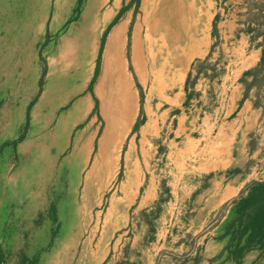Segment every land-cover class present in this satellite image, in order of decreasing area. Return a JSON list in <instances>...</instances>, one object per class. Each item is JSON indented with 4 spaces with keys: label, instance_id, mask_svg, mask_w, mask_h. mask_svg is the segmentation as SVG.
<instances>
[{
    "label": "crops",
    "instance_id": "obj_1",
    "mask_svg": "<svg viewBox=\"0 0 264 264\" xmlns=\"http://www.w3.org/2000/svg\"><path fill=\"white\" fill-rule=\"evenodd\" d=\"M95 2V9L88 10L89 13L73 11L64 18L52 19L45 15V21L40 22L34 34L18 31L14 38L10 28L8 36H0V68L5 66L0 69V107L2 102L6 107L15 99L23 100L26 127L31 113L39 110L47 139L51 141L50 151L54 148L58 156L65 158L64 163L81 164L86 170L94 158L99 135L102 132L105 135L112 104L120 111L119 82L124 78L128 92L131 91L133 111L121 135L129 138V150L121 157V170L132 181L130 194L136 198L137 208L146 212L156 209L162 182L166 181L170 198L162 205L160 219L166 216V205L181 210L177 205L182 197L208 196L205 208L190 205L188 210L184 209L185 213L202 210L201 221L205 222L203 218L209 212L232 204L254 181L251 174L226 175L229 169L240 167L235 157L239 154L235 144L240 130L235 129V123L229 124L228 119L234 116L249 124L260 113L254 106L252 91L244 99V75L258 67L263 51L262 38L254 36V23L244 18L249 0ZM149 2L156 3V21L151 24L137 12L139 5ZM178 17L183 19L180 26ZM218 17L216 37L214 23ZM217 38L219 43L212 52ZM210 55V61L218 63V76L212 79L202 75L196 85L200 96L186 108L189 74L198 60ZM13 84L19 95L12 94ZM138 84L144 92L143 100ZM196 111H200L201 123L194 117ZM140 118H145V122L134 132ZM218 127L217 135L213 136ZM196 130L203 136L196 138ZM22 137L25 140L27 135ZM115 147L118 145L113 144L109 152L114 162ZM81 148L84 152L79 158ZM111 162L109 167L113 166ZM109 167L104 170L106 174ZM106 174L100 175V179L108 178ZM211 174L214 177L204 187ZM125 210L130 208L127 206ZM158 220L154 221V239L148 243V251L152 249L154 254L157 245L173 239L171 227L164 230L158 226ZM249 254L247 264H264L263 250L252 257Z\"/></svg>",
    "mask_w": 264,
    "mask_h": 264
},
{
    "label": "rangeland",
    "instance_id": "obj_2",
    "mask_svg": "<svg viewBox=\"0 0 264 264\" xmlns=\"http://www.w3.org/2000/svg\"><path fill=\"white\" fill-rule=\"evenodd\" d=\"M78 1L0 0V34L8 36L10 28L13 36H16L18 31H23L26 35L30 32L34 34L40 22L45 21V15L51 19L64 18L77 9ZM90 1L84 0L77 14L87 12ZM249 3L248 10L244 12V18L254 23V36L256 39L262 38L264 46V0H249ZM139 7L137 12L142 14L147 24L156 21V3H143ZM177 9L179 10V5ZM177 15L179 16L178 13ZM181 19L177 18V26L183 22ZM13 43L15 49V39ZM221 61H223L222 58ZM259 78L263 84L261 89L257 90L254 87L251 91L254 96V106L256 102L259 104V107L255 106V108L260 109L261 114L253 117L252 123L249 124H243L234 116L229 119L225 117L229 120V124L235 123V129L240 130L235 144L236 152L238 151L239 154H235V157L240 161L239 165L244 174L253 175V182L264 180V74H261ZM252 80L253 77H247L249 83ZM244 85L246 86L245 83ZM12 88V94L19 95L17 86L13 84ZM22 102L21 99H15L11 106L0 107V166L5 164L4 168L0 167V232L3 233H0V247L6 255L5 264L233 263L226 251L229 238L224 237L233 216L232 204L209 212L208 217L203 218L205 222L201 221L204 215L202 210L185 213L184 209L190 205H201L205 208L208 196L182 197L177 205L182 207L179 211L175 210V206L171 209L173 205H164L166 216L162 220L160 217L157 218L158 226L160 225L164 230L170 226L173 239L170 243L157 245L154 254L152 249L148 251L149 245L146 243L149 229L146 215L151 216L152 211L146 212L137 208L136 198H132L130 194L132 181H128L121 170V157L125 151L129 150V138L122 137L120 140L116 138L118 147H115L117 148L115 162L106 174L102 165L98 164L97 170H94L99 145L104 137L102 132L97 139L94 158L90 166L84 170L81 164L64 163L65 158L58 156L54 148L50 151L51 141L47 139L39 110L35 109L31 113L29 126L26 127L27 114L21 106ZM199 114L200 111H196L194 117L201 123L202 117ZM220 118L222 121L226 120L223 117ZM46 121L47 119L45 123ZM20 127L25 128L18 131ZM217 130L219 131V127L213 136L217 135ZM123 131L124 129L118 127L114 133L121 135ZM23 134H26L28 138L20 141ZM202 136L203 134H199V130H196L195 137ZM204 146L203 143L201 147ZM206 149L204 147V152ZM77 167L84 171L78 173ZM96 172L98 175L106 174L109 177L105 179L93 177ZM88 175L91 176L89 179ZM18 185L20 187L23 185V188ZM31 206L34 208L32 209ZM127 206L130 211L125 210ZM160 230L162 234V229ZM164 235L167 237L166 233ZM251 252L245 255V261L243 260L245 264L250 262L247 258L248 254L249 257L255 256L260 249Z\"/></svg>",
    "mask_w": 264,
    "mask_h": 264
},
{
    "label": "trees",
    "instance_id": "obj_3",
    "mask_svg": "<svg viewBox=\"0 0 264 264\" xmlns=\"http://www.w3.org/2000/svg\"><path fill=\"white\" fill-rule=\"evenodd\" d=\"M84 0L78 1V7L75 12L79 11L80 6ZM220 17H218L214 23V36L217 37V24ZM219 43L218 38L212 49V52L217 47ZM211 55L205 60H198L194 64L192 71L189 74L186 91L187 100L185 102V107L189 108L192 102L200 96V93L196 91V85L202 75L210 76V78H215L218 76V63L212 64L210 62ZM211 70V74L209 71ZM209 74V75H208ZM264 74V46L262 51V57L260 64L257 68L249 70L245 73L243 81L246 84V93L244 99L248 98L252 88L256 87L260 90L262 87V82H260V75ZM247 77H253L251 83L247 81ZM138 88L141 91V96L143 100L144 92L141 86L138 84ZM256 107L259 104L255 103ZM179 113L180 110H177ZM145 122V118H140L135 127L134 132H137L140 126ZM21 137L20 140H23ZM122 173V172H121ZM244 175V171L241 167H234L226 171L228 177H234L236 175ZM214 177L211 174L206 179L207 181ZM170 198V188L166 181L162 182V193L158 201L156 209H154L150 215H146L147 224L149 226L148 234L146 235V243L148 244L154 239V233L156 231L154 220L160 216L162 211V205L166 203ZM232 219L227 226L226 233L224 237L229 238V243L226 246V251L229 253V259L234 260L236 264H242L245 255L255 249H260L264 251V180L253 182L243 193V195L232 202L231 207ZM6 255L4 250L0 247V264H5Z\"/></svg>",
    "mask_w": 264,
    "mask_h": 264
},
{
    "label": "bare ground",
    "instance_id": "obj_4",
    "mask_svg": "<svg viewBox=\"0 0 264 264\" xmlns=\"http://www.w3.org/2000/svg\"><path fill=\"white\" fill-rule=\"evenodd\" d=\"M92 1V0H91ZM90 1V2H91ZM96 0H93V2H92V5L90 6V9H89V11L90 10H92L93 8H94V6H95V4L94 3H96L95 2ZM129 1V0H128ZM117 2V1H116ZM29 3V2H28ZM120 3V2H119ZM118 3V4H119ZM127 3V2H126ZM15 4V3H14ZM30 4V3H29ZM117 4V5H118ZM13 5V4H12ZM31 5V4H30ZM116 5V6H117ZM35 6V5H34ZM99 6V5H98ZM143 7V6H142ZM88 8H89V6H88ZM95 9V8H94ZM97 9V8H96ZM16 10H18V9H16ZM152 10V9H151ZM87 11H88V9H87ZM89 11H88V13H89ZM93 11V10H92ZM33 12V11H32ZM68 12V11H67ZM66 12V13H67ZM65 13V12H64ZM14 14V16L16 15L15 14V12L13 13ZM25 14H26V12H25ZM34 14V13H33ZM83 14V13H82ZM91 14H93V13H91ZM107 14V13H106ZM88 15V14H87ZM14 16H13V18H14ZM22 16H24V15H22ZM21 16V17H22ZM70 16V15H69ZM72 16V15H71ZM99 17V16H98ZM9 18V17H8ZM84 18V17H83ZM10 20H11V18H9ZM39 19V18H38ZM71 19V18H70ZM101 19V18H100ZM3 20V19H2ZM22 20V19H21ZM20 20V21H21ZM24 20V19H23ZM33 20V19H32ZM80 20V19H79ZM31 21V20H30ZM34 21V20H33ZM83 21V20H82ZM27 22V21H26ZM22 23H24V22H22ZM77 23V22H76ZM31 26V25H30ZM33 26V25H32ZM74 26V25H73ZM103 26H105V25H103ZM75 27V26H74ZM31 28V27H30ZM32 29V28H31ZM77 29V28H76ZM80 29V28H79ZM127 29V28H126ZM14 30V29H13ZM23 30V29H22ZM139 31V30H138ZM21 32V31H20ZM136 32V31H135ZM31 33V32H30ZM19 35V34H18ZM1 36V35H0ZM13 36V35H12ZM15 36V35H14ZM31 36V35H30ZM29 37V36H28ZM30 38V37H29ZM121 38V37H120ZM1 39V38H0ZM27 40V39H26ZM39 41V40H38ZM120 41V40H119ZM115 42V41H114ZM121 42V41H120ZM39 43V42H38ZM99 43V42H98ZM14 44V43H13ZM17 44H19V43H17ZM36 44V43H35ZM26 45V44H25ZM121 45V44H120ZM21 46V45H20ZM13 47V46H12ZM36 47H37V44H36ZM16 48V47H15ZM23 48V47H22ZM112 48V47H111ZM21 49V48H20ZM121 49V48H120ZM119 49V50H120ZM14 50V49H13ZM17 50V49H16ZM112 50V49H111ZM110 50V51H111ZM115 50H116V48H115ZM134 50V49H133ZM18 51H19V49H18ZM5 52V51H4ZM37 52V51H36ZM96 52H97V50H96ZM117 53V52H116ZM120 53V52H119ZM136 53V52H135ZM7 54H8V52H7ZM37 55V54H36ZM16 56V55H15ZM38 56V55H37ZM121 57V56H120ZM7 58V57H6ZM136 58V57H135ZM134 58V59H135ZM111 60V59H110ZM109 60V61H110ZM116 59L115 58H113V61H115ZM122 60V59H121ZM137 60V59H136ZM118 62H119V60H118ZM122 62H123V60H122ZM13 63V62H12ZM138 63V62H137ZM110 64V63H109ZM116 64V63H115ZM119 64V63H118ZM114 65V64H113ZM139 65V64H138ZM4 66V65H3ZM2 66V67H3ZM7 66V65H6ZM112 66V65H111ZM116 66V65H115ZM1 67V68H2ZM52 67V66H51ZM0 68V69H1ZM4 68H5V66H4ZM113 68V67H112ZM117 69H118V67H116ZM43 69V68H42ZM3 70V69H2ZM9 70V69H8ZM119 70V69H118ZM5 71H6V69H5ZM42 71V70H41ZM49 71V70H48ZM106 71V70H105ZM109 71V70H108ZM120 71V70H119ZM113 72V71H112ZM114 73V72H113ZM124 73H125V71H124ZM110 76V75H109ZM0 77H1V74H0ZM6 77V76H5ZM117 77V76H116ZM127 77V76H126ZM8 78V77H7ZM7 78L5 79V80H7ZM114 78V77H113ZM116 79V78H115ZM40 81V80H39ZM108 81V80H107ZM40 84V83H39ZM105 84V83H104ZM115 84V83H114ZM5 85H6V83H5ZM4 85V86H5ZM119 85H120V89H119V104H118V106H119V108H120V111H117L116 110V108H117V105H114V104H112V106H111V108H110V113H109V115H108V126H107V129H106V131H105V135H104V137H103V140H102V142H101V145H99L100 146V148H99V151H98V159L96 160V164H95V166H94V170H97V166H98V164L99 165H102L103 167H104V170H106V168H108L109 166H110V161L112 160V165L114 164V156L112 155L111 157H109V152H110V148L113 146V144H116L117 143V141L118 140H116V138H119V140H120V138H121V135H118V134H115L114 133V130L116 129V128H118V127H120L122 130L125 128V126H127V124H128V120H129V118H130V115H132V114H130L133 110H131L130 109V107H131V99H132V96H131V94H130V92H128L129 90H128V88H127V84H126V81L124 80V78H121L120 79V82H119ZM112 86V85H111ZM109 87V86H108ZM84 89V88H83ZM111 89V88H110ZM109 90V89H108ZM117 91H118V89H117ZM82 93V92H81ZM2 94V93H1ZM0 94V95H1ZM4 94V93H3ZM112 96V95H111ZM77 98H79V97H77ZM75 99V98H74ZM82 99V98H81ZM75 101V100H74ZM106 101H108V100H106ZM105 101V102H106ZM30 103V102H29ZM85 103V102H84ZM12 104V103H11ZM86 105V104H85ZM3 106V105H2ZM85 107V106H84ZM67 108V107H66ZM65 108V109H66ZM132 108V107H131ZM1 109V108H0ZM64 109V108H63ZM86 109V108H85ZM133 109V108H132ZM27 112V111H26ZM80 112H81V110H80ZM83 112V111H82ZM2 113V112H1ZM79 114V113H78ZM66 116V115H65ZM80 118V117H79ZM132 118V117H131ZM106 119V118H105ZM78 120V119H77ZM50 121V120H49ZM55 121V120H54ZM80 122V121H79ZM51 124V123H50ZM19 126V125H18ZM21 126V125H20ZM80 126V125H79ZM22 127H20L19 128V130L18 131H20V129H21ZM23 128H25V127H23ZM22 128V129H23ZM18 129V128H17ZM90 129V128H89ZM17 131V132H18ZM30 131V130H29ZM47 131V130H46ZM88 131V130H87ZM24 132V131H23ZM21 133V132H20ZM44 133V132H43ZM86 133V132H85ZM44 134H46V133H44ZM53 134V133H52ZM87 134H89L88 132H87ZM16 135V134H15ZM50 135V134H49ZM44 136V135H43ZM73 136V135H72ZM79 136V135H78ZM39 137V136H38ZM74 137V136H73ZM91 137V136H90ZM26 138V137H25ZM28 138V137H27ZM43 138V137H42ZM89 138V137H88ZM79 140V139H78ZM96 140V139H95ZM71 141V140H70ZM76 141V140H75ZM6 142V141H5ZM4 142V143H5ZM18 143V142H17ZM43 143V142H42ZM73 143H74V141H73ZM97 143V142H96ZM3 144V143H2ZM15 144V143H14ZM19 144V143H18ZM83 144V143H82ZM73 145V144H72ZM71 145V146H72ZM97 146V145H96ZM8 147V146H7ZM32 147V146H31ZM54 147V146H53ZM9 148V147H8ZM40 148V147H39ZM78 148V147H77ZM14 149V148H13ZM29 150V149H28ZM114 150H116V148L114 149ZM8 151H9V149H8ZM41 151V150H40ZM46 152V151H45ZM50 152V151H49ZM49 152H48V154H49ZM84 152V150L81 148L80 150H79V152H78V157L80 158V157H82V153ZM22 153V152H21ZM41 153V152H40ZM47 153V152H46ZM46 153H45V155H46ZM77 153V152H76ZM11 154V153H10ZM23 154V153H22ZM69 154V153H68ZM31 155H32V153H31ZM56 155V154H55ZM22 156V155H21ZM38 156V155H37ZM54 156V155H53ZM9 157V156H8ZM17 157V156H16ZM31 157H33V156H31ZM30 157V158H31ZM49 157V156H48ZM92 157V156H91ZM36 158V157H35ZM34 158V159H35ZM50 158V157H49ZM93 158V157H92ZM46 159V158H45ZM52 159V158H51ZM86 159V158H85ZM99 159H100V161L101 162H99ZM17 161L19 160L18 158L16 159ZM22 160V159H21ZM32 160V159H31ZM46 160H48V159H46ZM62 160V159H61ZM16 161V162H17ZM27 161V160H26ZM40 161V160H39ZM54 161V160H53ZM58 161V160H57ZM59 162V161H58ZM35 163V162H34ZM45 164V163H44ZM60 164V163H59ZM5 165V164H4ZM4 165H2V166H0L1 168L4 166ZM18 165V164H17ZM26 165V164H25ZM86 165V164H85ZM9 166V165H8ZM7 166V167H8ZM27 166H28V163H27ZM47 166V165H46ZM56 166V165H55ZM59 166V165H58ZM17 167V166H16ZM19 167H21L20 165H19ZM49 167V166H48ZM51 167V166H50ZM82 167V166H81ZM4 168V167H3ZM18 168V167H17ZM42 168V167H41ZM44 168V167H43ZM55 168V167H54ZM84 169H85V167H83ZM7 169V168H6ZM2 170V169H1ZM17 170V169H16ZM27 170H28V168H27ZM43 170H45V169H43ZM103 170V171H104ZM5 172H6V170H4ZM3 171V172H4ZM21 171V170H20ZM84 171V170H83ZM26 172V171H25ZM38 172V171H37ZM101 172V171H100ZM106 172V171H105ZM43 173V172H42ZM54 173V172H53ZM53 175V174H52ZM51 175V176H52ZM81 175V174H80ZM100 175H98V172H96L95 174H94V176L93 177H97V178H99L100 179V177H99ZM2 177V176H1ZM34 177H35V175H34ZM89 177H91V176H89L88 175V179H89ZM36 179V178H35ZM57 179V178H56ZM61 179V178H60ZM25 180H26V178H25ZM42 180V179H41ZM62 180V179H61ZM50 181H51V179H50ZM57 181V180H56ZM1 182H2V180H1ZM20 183V182H19ZM34 183H35V181H34ZM5 184V183H4ZM28 184V183H27ZM48 185V184H47ZM81 185V184H80ZM7 186V185H6ZM8 186H10V185H8ZM19 186V185H18ZM17 186V187H18ZM23 186V185H22ZM20 187V188H23V187ZM54 187V186H53ZM10 189V188H9ZM26 189V188H25ZM84 189V188H83ZM18 190H20L21 191V189H18ZM17 190V191H18ZM22 190H24V189H22ZM53 191V190H52ZM54 191H55V189H54ZM3 192H4V189H3ZM2 192V193H3ZM23 192V191H22ZM50 192V191H49ZM11 193V192H10ZM15 193V192H14ZM24 193H25V191H24ZM53 193V192H52ZM52 193H51V196H52ZM79 193V192H78ZM27 194V193H26ZM88 194H89V192H88ZM2 195V194H1ZM10 195V194H9ZM25 195V194H24ZM17 196H18V194H17ZM20 197H21V195H19ZM34 196H35V194H34ZM47 196V195H46ZM48 197V196H47ZM7 198V197H6ZM8 198H9V196H8ZM37 198V197H36ZM10 199V198H9ZM17 199V198H16ZM38 199V198H37ZM19 200V199H18ZM20 201V200H19ZM28 201V200H27ZM30 201H32V200H30ZM52 201V200H51ZM86 201V200H85ZM13 202V201H12ZM78 202V201H77ZM8 203V202H7ZM19 203V202H18ZM31 203V202H30ZM4 204H6V203H4ZM50 204V203H49ZM52 204V203H51ZM50 204V205H51ZM77 204V203H76ZM79 204V203H78ZM34 206H35V204H33ZM3 206V205H2ZM12 206V205H11ZM18 206V205H17ZM26 206V205H25ZM83 206H84V203H83ZM90 206V205H89ZM10 207V206H9ZM20 207V206H19ZM29 207V206H28ZM32 207V206H31ZM30 207V208H31ZM36 207V206H35ZM38 207V206H37ZM85 207V206H84ZM15 208V207H14ZM13 208V209H14ZM34 207H32V209H33ZM45 209V208H44ZM29 210V209H28ZM8 211V210H7ZM27 211V210H26ZM41 210H39V212H40ZM28 212V211H27ZM42 213V212H41ZM32 214V213H31ZM6 215V214H5ZM21 215H22V213H21ZM24 216V215H23ZM28 216V215H27ZM9 218V217H8ZM12 218V217H11ZM24 220V219H23ZM26 220V219H25ZM36 220H38V219H36ZM10 221H11V219H10ZM39 221V220H38ZM36 222V221H35ZM78 222V221H77ZM20 223V222H19ZM37 223V222H36ZM40 224V223H39ZM10 225V224H9ZM8 229H9V227H7ZM7 228H6V230H7ZM13 229V228H12ZM32 230V229H31ZM1 233V232H0ZM6 233V232H5ZM11 233V232H10ZM9 233V234H10ZM1 234H3V233H1ZM12 234V233H11ZM16 235H17V233H15ZM25 234V233H24ZM22 235V234H21ZM11 237V236H10ZM9 237V238H10ZM15 237V236H14ZM12 238V237H11ZM17 239V238H16ZM16 241V240H15ZM12 243V242H11ZM26 243V242H25ZM11 247V246H10ZM12 248V247H11ZM10 249V248H9ZM13 252V251H12ZM264 257V256H263ZM259 260H261V259H259ZM258 262H261V261H258ZM263 262V261H262ZM255 263V262H254ZM253 263V264H254Z\"/></svg>",
    "mask_w": 264,
    "mask_h": 264
}]
</instances>
